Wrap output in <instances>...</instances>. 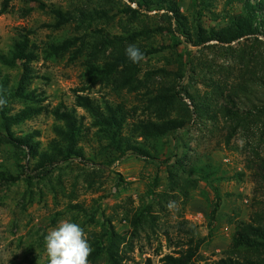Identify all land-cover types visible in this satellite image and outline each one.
Here are the masks:
<instances>
[{"label":"rangeland","instance_id":"374dc122","mask_svg":"<svg viewBox=\"0 0 264 264\" xmlns=\"http://www.w3.org/2000/svg\"><path fill=\"white\" fill-rule=\"evenodd\" d=\"M175 2L192 36L200 29L207 34L213 28L222 29L229 22L227 14L216 22L194 0ZM2 3L0 52H9L18 30L25 28L37 54L30 65L28 88L46 100L43 105L50 113L35 115L12 130L16 137L33 135L30 142L39 144L40 154L50 152L53 141H61L55 131L60 122L53 110L63 105L72 109L76 93L109 100L147 118V95H164L171 86L182 85L198 102L210 104L218 119L216 124L207 123L196 116L186 129L162 138L136 139L156 158L143 160L114 149L104 152L107 144L101 146L95 137L98 129L93 117L78 109L87 120L80 146L87 159L101 165L90 169L77 162L63 164L32 187L24 181L2 184L0 264H49L44 236L61 220L78 223L88 239L115 231L117 235L106 239L105 248L135 259L124 264H161V258L173 252L166 234L177 242L185 237L184 230H194L205 239L200 253L206 259H220L237 225L264 206V40H241L225 47L215 40L192 46L184 31L156 7L134 17L122 13L111 19L92 17L95 10L137 8L129 0H12L7 11ZM223 4L221 0L219 11ZM53 9L77 16L83 9L92 15L80 29L76 23L58 26ZM99 35L123 36L125 42L101 50ZM67 42L73 44L67 52L56 49ZM130 44L144 51L164 49L137 67L127 55H120ZM186 54L193 64L194 74L188 73L191 81L180 78L186 70L182 63ZM107 63L115 68L108 77L90 74L91 65L103 70ZM3 71L12 81L18 80V69ZM246 90L251 94L245 104L240 98ZM184 102L191 112L196 110L190 99ZM235 102L241 103L238 116L221 113ZM185 105L175 100L174 112L182 113ZM26 106L21 100L10 103L12 112ZM2 134L0 127V172L18 175L22 166L37 161L5 143ZM78 205L86 212L68 210ZM108 253L90 264H106Z\"/></svg>","mask_w":264,"mask_h":264},{"label":"trees","instance_id":"16d2710c","mask_svg":"<svg viewBox=\"0 0 264 264\" xmlns=\"http://www.w3.org/2000/svg\"><path fill=\"white\" fill-rule=\"evenodd\" d=\"M111 1V0H107ZM136 5L137 8L131 6L124 7L117 11L111 10H95L92 17L98 18H115L122 13L130 17H134L142 10L158 8V11H164L167 17L174 22L175 26L183 30L184 38L193 45H206L211 41H217L218 44L231 46L234 42L241 40H251L253 42L264 40V0H224L223 10H218V4L221 0H194L198 5L199 10L205 14L214 15L216 22L224 18L227 14L229 22L222 29L213 28L208 34L203 29L197 32L196 36L190 34V30L186 26V17L181 13L175 0H129ZM12 0H3V10L7 11L10 8ZM38 5L39 2L35 1ZM223 11V12H222ZM53 13L59 19L58 26L69 23H76L80 29L86 23V19L92 12L87 13L86 10H79L77 14L63 12L60 9H53ZM171 22V23H172ZM20 29L17 32V37L13 40L10 50L7 53L0 52V98L7 100V104L0 108V127L3 128L5 134L2 138L5 143L21 149L27 153L30 158H37L34 164L22 166L23 170L18 175H13L8 172H0V187L2 184L17 185L21 181L26 182L32 187L38 181H45L63 164H71L77 162L84 168H93L101 165L100 161L87 159L84 151L80 146V141L83 134L87 131L84 115H80L78 109L85 110L93 117L95 126L98 131L95 137L104 148V152L110 149L121 152L125 155L134 156L143 160H156L145 148L136 144V139H156L167 136L172 132L186 129L192 124L194 117H199L207 123H215L218 115L210 109V104L198 102L193 97L186 86L178 85L176 88L166 89L165 94H158L147 100V105L150 108V114L146 117H141L139 114L127 111L122 105H114L109 100L93 99L90 96H85L76 93L75 103L72 109L60 106L53 110V114L59 119V127L56 133L61 141H53L50 152H39V144L30 142L34 139L33 135L25 136L24 138L16 137L13 132V127L18 126L29 120L35 115L50 113L47 106L43 104L46 100L39 99L35 91L28 88L29 79L31 76L30 65L37 60V54L31 42L30 34L27 30ZM26 31V32H25ZM98 47L103 49L115 48L125 42L123 36H103L99 35ZM134 40V39H133ZM73 44L65 43L63 46L56 48L58 51L67 52ZM164 48L156 49L155 51L141 50L145 55V60H148L152 55L163 51ZM120 55H126L122 53ZM119 57V56H118ZM117 57L118 61L119 58ZM142 61V62H143ZM131 62V61H130ZM127 64L123 61L121 64ZM133 63V62H132ZM182 63L186 65V70L180 76L184 81L189 77L188 73L194 74L193 64L190 57L186 54L182 58ZM136 64V63H133ZM140 63L137 64L139 67ZM106 67L111 68L110 71ZM4 69H18L20 75L17 81H12L9 75L4 74ZM115 68L111 63H107L105 68L101 70L99 67L91 65L90 74L93 77H98L110 74ZM183 72V71H182ZM99 76V77H100ZM192 76L188 80L191 81ZM185 83V82H184ZM264 87V81L261 82ZM251 94L250 91H245L240 100L247 103V99ZM184 95L186 98H184ZM192 95V96H191ZM190 99L195 105L196 110L190 111L189 106H186L184 100ZM203 100L202 98H198ZM13 100H21L27 106L18 111L12 112L10 103ZM175 100L180 104L185 105L180 109L182 113H175ZM235 102L232 108L225 107L221 113L238 116L241 112L239 104ZM140 110V105L137 106ZM252 113V112H251ZM250 115V114H249ZM90 130L91 127H90ZM113 164V163H112ZM264 172V171H262ZM264 176V175H263ZM263 183H264V177ZM69 211L76 210L86 212L84 206H73ZM186 235L173 241L169 234H166L168 242L173 247V252L161 258V264H264V206L260 210L255 208V214L249 221H241L237 225L236 232L231 238V243L228 249L222 254L218 260H208L201 253V246L205 243V239L197 237L194 230L183 231ZM115 231H104L99 237L89 239V242L94 249L89 257L90 261L98 260L103 255L107 254L106 264H124L125 262H135L132 257H126L120 252H111V248L106 249V239L116 236ZM173 245V246H172Z\"/></svg>","mask_w":264,"mask_h":264},{"label":"clouds","instance_id":"9594fccd","mask_svg":"<svg viewBox=\"0 0 264 264\" xmlns=\"http://www.w3.org/2000/svg\"><path fill=\"white\" fill-rule=\"evenodd\" d=\"M125 53L136 64L145 59L144 53L135 44L128 45ZM6 104L7 100L0 98V108ZM44 241L49 264H90L93 249L88 234L78 223L59 221L56 227L47 232Z\"/></svg>","mask_w":264,"mask_h":264}]
</instances>
